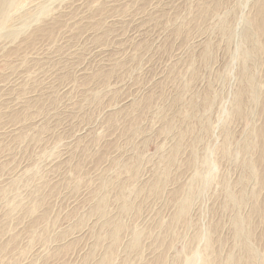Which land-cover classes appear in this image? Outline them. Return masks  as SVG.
Wrapping results in <instances>:
<instances>
[{
	"label": "rangeland",
	"instance_id": "1",
	"mask_svg": "<svg viewBox=\"0 0 264 264\" xmlns=\"http://www.w3.org/2000/svg\"><path fill=\"white\" fill-rule=\"evenodd\" d=\"M257 2L7 3L0 264H264V165L240 150L264 122V52L259 106L239 52Z\"/></svg>",
	"mask_w": 264,
	"mask_h": 264
},
{
	"label": "bare ground",
	"instance_id": "2",
	"mask_svg": "<svg viewBox=\"0 0 264 264\" xmlns=\"http://www.w3.org/2000/svg\"><path fill=\"white\" fill-rule=\"evenodd\" d=\"M10 0H0V13L4 11L5 6L7 5V3H9ZM218 1V0H217ZM241 2V1H240ZM238 4V3H237ZM243 4V3H242ZM240 5V4H239ZM245 5V4H244ZM238 7V6H236ZM1 22V20H0ZM245 22L246 24L244 25V27L241 30V45L239 48V52H240V56H241V61H242V68L244 69V71L247 73V82H248V89H249V93H250V100L251 103L255 104L256 106H259L261 103V97H262V91L259 88L258 82L256 81L255 75L254 73H251L250 71V65L251 63H254L255 66L258 65V63H262L263 62V56H260V53L264 52V0H258L257 2V8H256V12L255 15L248 20V18H245ZM231 20H227L224 22V30L227 34L228 38H231L233 36V28L231 26ZM242 24V22H241ZM239 25V24H238ZM237 31V30H236ZM237 33V32H235ZM238 36V35H237ZM236 36V37H237ZM238 38V37H237ZM258 54V56H257ZM237 55V53H236ZM263 64V63H262ZM257 71V70H256ZM262 82V80H261ZM259 90V91H258ZM239 100V99H238ZM237 101V100H236ZM260 103V104H259ZM238 104L242 105V101H240ZM264 104V102H263ZM250 106V105H249ZM255 106V107H256ZM264 106V105H263ZM240 108V107H238ZM248 108V107H247ZM264 110V109H263ZM226 112V111H225ZM5 125V124H4ZM256 126V125H255ZM249 136V135H248ZM251 140L248 139L247 142L244 141V145L245 146H241L240 150L243 154H247L250 151L253 150H257L259 149L260 153L264 152V122L262 125L257 126L255 128H253L252 132H251ZM244 147V148H243ZM212 150V149H211ZM246 151V152H245ZM252 153V152H251ZM253 154V153H252ZM255 155V154H254ZM250 156L248 163V167L250 168V170L254 173V175L258 176V169H257V165L258 163L263 164L261 158H259V156ZM212 157V155H211ZM167 163V162H166ZM246 164V163H245ZM170 165V164H169ZM213 166V165H212ZM212 168V167H211ZM215 168V166H214ZM214 170V169H213ZM261 170V169H260ZM264 171V168L262 169ZM261 170V171H262ZM209 173V171L207 172ZM262 173V172H261ZM258 174V175H257ZM263 174V173H262ZM165 176V175H164ZM28 179V178H27ZM167 179V178H166ZM6 180V179H5ZM30 180V179H29ZM262 180V179H261ZM31 181V180H30ZM191 181V180H190ZM1 183V182H0ZM33 183V182H32ZM41 185V184H40ZM154 186V185H153ZM167 187V186H166ZM14 188V187H13ZM185 188V187H184ZM185 190V189H184ZM223 190V189H222ZM161 191V190H158ZM195 191V190H194ZM9 193V192H8ZM194 193V192H193ZM182 194V193H181ZM257 194V193H256ZM256 194L254 195V197L256 196ZM102 195V194H101ZM39 196V194H38ZM230 199L231 202H234L235 204L237 203V205L241 204V201H237L236 197H234V192L229 191L228 195H227ZM198 197V196H195ZM27 198V197H26ZM37 198V197H36ZM132 198V197H131ZM227 198V197H226ZM195 200V198H193ZM181 202L178 203L179 204V212L177 213V215H180L182 213L185 212L186 210V206L189 202V196H185L184 198L181 197ZM257 200V199H256ZM38 201V200H37ZM129 201V200H128ZM105 204V202H104ZM98 205V204H97ZM256 205V204H255ZM104 206V205H103ZM243 206V205H242ZM263 206V205H262ZM100 207V206H99ZM176 207V206H175ZM105 208V206H104ZM25 210V209H24ZM107 211V210H105ZM104 211V212H105ZM178 211V210H177ZM262 211V210H261ZM39 212V211H38ZM29 213V212H28ZM41 213V212H40ZM176 213V211H175ZM238 213V211H237ZM9 214V213H8ZM112 214V213H111ZM4 216V215H3ZM9 216V215H8ZM11 216V215H10ZM247 216V215H246ZM6 217V216H4ZM44 217V216H42ZM103 217V216H102ZM105 217V216H104ZM178 217V216H177ZM18 218V217H17ZM41 218V217H40ZM107 218V217H106ZM248 218V217H247ZM11 219V218H10ZM42 219V218H41ZM120 219V218H119ZM175 219V218H174ZM103 222V221H102ZM170 222V221H169ZM250 222V221H249ZM9 223V222H8ZM21 223V221H20ZM3 224V223H2ZM188 224V222H187ZM245 222H244V218L243 217H237L234 225H235V234L237 235V237L242 238L243 236H247L246 239L249 236V231L246 230V226H245ZM18 225V224H17ZM20 225V224H19ZM2 226V225H1ZM104 226V223H103ZM188 226V225H187ZM7 227V226H6ZM123 227V226H122ZM160 227V226H159ZM189 227V226H188ZM102 228V227H101ZM147 228V227H146ZM149 228V227H148ZM152 228V227H151ZM156 228V227H155ZM2 229V228H1ZM36 229V228H34ZM130 229V228H129ZM131 230V229H130ZM151 230V229H150ZM161 230V229H160ZM116 231V230H115ZM131 232V231H130ZM141 232V231H140ZM14 233V232H13ZM138 233V232H137ZM143 234V233H142ZM203 234H205L203 232ZM147 236V235H146ZM145 236V237H146ZM13 237V236H12ZM16 237V236H15ZM18 237V236H17ZM117 237V233L114 236V238ZM131 238V236H130ZM138 235L135 234L134 235V241L135 244L137 242L138 239ZM117 239V238H116ZM11 240V239H10ZM100 241V240H99ZM12 243V242H11ZM118 243V242H117ZM4 244V243H3ZM6 244V243H5ZM139 244V243H138ZM4 247V246H3ZM7 247V246H6ZM132 247V246H131ZM11 249V248H10ZM58 249V248H57ZM113 249V247H112ZM53 250V249H52ZM249 253H251L253 256H256L258 254V251L253 248L252 246L249 245V249H246ZM99 251V250H98ZM113 254V252H112ZM140 254V253H138ZM199 256V254H197ZM141 256V255H140ZM143 257V256H142ZM258 257V256H257ZM160 258V257H159ZM162 258V257H161ZM228 261L227 264H229L228 262L233 260V256L232 255H228L227 257ZM115 259V258H114ZM105 258L102 259L101 264H107L106 263ZM161 260V259H160ZM80 262V261H79ZM112 262V261H111ZM166 262V261H165ZM194 261L191 258H188L185 260L184 264H193ZM14 264V263H13ZM74 264V263H73ZM78 264V263H77ZM100 264V263H99Z\"/></svg>",
	"mask_w": 264,
	"mask_h": 264
}]
</instances>
